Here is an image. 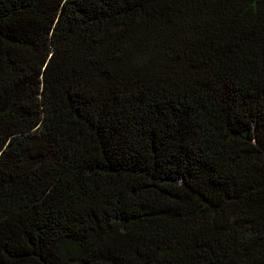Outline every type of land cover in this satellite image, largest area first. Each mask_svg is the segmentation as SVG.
I'll list each match as a JSON object with an SVG mask.
<instances>
[{
    "label": "trees",
    "instance_id": "16d2710c",
    "mask_svg": "<svg viewBox=\"0 0 264 264\" xmlns=\"http://www.w3.org/2000/svg\"><path fill=\"white\" fill-rule=\"evenodd\" d=\"M0 264H264V0H0Z\"/></svg>",
    "mask_w": 264,
    "mask_h": 264
}]
</instances>
